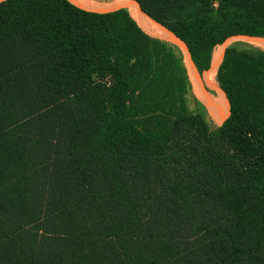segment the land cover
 Instances as JSON below:
<instances>
[{
	"label": "trees",
	"instance_id": "1",
	"mask_svg": "<svg viewBox=\"0 0 264 264\" xmlns=\"http://www.w3.org/2000/svg\"><path fill=\"white\" fill-rule=\"evenodd\" d=\"M126 1L203 81L264 38V0ZM106 8L0 0V264H264V51H222L210 128L171 46Z\"/></svg>",
	"mask_w": 264,
	"mask_h": 264
},
{
	"label": "rangeland",
	"instance_id": "2",
	"mask_svg": "<svg viewBox=\"0 0 264 264\" xmlns=\"http://www.w3.org/2000/svg\"><path fill=\"white\" fill-rule=\"evenodd\" d=\"M79 1H81V2L78 3L77 5H80L81 7L85 8L87 10H96V11H103V10L109 11V8H106V7L111 5L112 2H114L112 0H92L94 3H96V6H94V5L86 6L85 4L87 2H89L90 0H79ZM133 15H135V14H133ZM136 17L139 18L138 16H136ZM140 21L146 27L149 28L148 30L152 34L164 39V41L169 46H171V48L174 50V52L180 58L182 66L187 69L186 75H187V79H188V82L190 85V89L186 95V105H187L188 110L190 112L199 113L204 118V120L206 121V123L208 124V126L210 128H214V127L219 126L220 123L214 122V120L212 119V117L208 113V103L213 99V96H215V93H213L211 90V82H210L211 72L203 81L199 77L198 73L194 72L192 67L189 65L187 59L180 53V51L177 49V47L164 34H162L160 31H158L157 29H155L151 25L145 23L142 19H140ZM229 46H236L240 50H244V49L246 50V49H251V48L258 49L256 47L248 44L245 41H242L238 38L237 39L234 38L233 40H229V42L227 44L221 46L220 54L222 53V51L225 48H227ZM214 50H217V47ZM258 50H260V49H258ZM261 50L264 51V49H261ZM217 67H218V65H217Z\"/></svg>",
	"mask_w": 264,
	"mask_h": 264
},
{
	"label": "bare ground",
	"instance_id": "3",
	"mask_svg": "<svg viewBox=\"0 0 264 264\" xmlns=\"http://www.w3.org/2000/svg\"><path fill=\"white\" fill-rule=\"evenodd\" d=\"M75 4L80 3L81 1L79 0H69ZM115 3L119 4L122 6L124 9L128 10L129 12L135 14L138 16L140 19H142L145 23L151 25L158 31H160L162 34H164L180 51V53L187 59L189 65L192 67L194 72H196L192 61L190 60L189 56L187 55L186 51L183 49L181 44L178 42V40L167 30H165L163 27L152 21L150 18L146 17L143 15L141 12L138 10L134 9L126 0H112ZM93 1L90 0L87 2L85 5H92ZM80 6V5H79ZM242 41L247 42L248 44L258 48V49H264V38H238ZM233 40V39H232ZM229 41L224 42L222 45L217 46V50H214L212 53V60L210 64V82H211V90L213 93H215V96H213V99L208 103V113L216 123H221V114H220V92L219 88L215 79L216 76V70H217V65H218V60L220 56V49L221 46L227 44ZM197 74V73H196Z\"/></svg>",
	"mask_w": 264,
	"mask_h": 264
},
{
	"label": "water",
	"instance_id": "4",
	"mask_svg": "<svg viewBox=\"0 0 264 264\" xmlns=\"http://www.w3.org/2000/svg\"><path fill=\"white\" fill-rule=\"evenodd\" d=\"M133 1V0H132ZM145 15V14H144ZM148 17V16H147ZM149 18V17H148ZM152 20V19H151ZM153 21V20H152ZM156 23V22H155ZM161 26V25H160ZM162 27V26H161ZM164 28V27H163ZM165 29V28H164ZM166 30V29H165ZM168 31V30H167ZM169 32V31H168ZM171 33V32H170ZM172 34V33H171ZM173 35V34H172ZM174 36V35H173ZM175 37V36H174Z\"/></svg>",
	"mask_w": 264,
	"mask_h": 264
}]
</instances>
